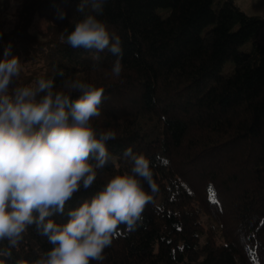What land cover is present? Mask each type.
<instances>
[{
    "label": "trees",
    "instance_id": "trees-1",
    "mask_svg": "<svg viewBox=\"0 0 264 264\" xmlns=\"http://www.w3.org/2000/svg\"><path fill=\"white\" fill-rule=\"evenodd\" d=\"M78 4L0 0V58L11 44L22 62L18 86L53 78L57 87L79 79L102 88L90 123L98 135L116 133L93 185L50 218L66 223L112 177L131 174L130 148L149 159L158 191L142 181L153 196L142 222L131 231L120 224L105 259L90 264H264V17L236 0H105L100 19L123 49L114 77L117 57L107 50L97 61L94 50L61 40L81 19ZM51 247L32 225L0 261L35 264Z\"/></svg>",
    "mask_w": 264,
    "mask_h": 264
},
{
    "label": "clouds",
    "instance_id": "clouds-1",
    "mask_svg": "<svg viewBox=\"0 0 264 264\" xmlns=\"http://www.w3.org/2000/svg\"><path fill=\"white\" fill-rule=\"evenodd\" d=\"M105 0H79L81 13L65 42L73 48L94 50V60L107 52L117 57L111 74L123 71L121 37L110 33L100 17ZM65 13L59 12L63 19ZM67 31V30H65ZM22 62L11 54V44L0 58V257L11 258L29 226L52 245L35 264H90L103 261L120 224L134 230L143 220L146 205L158 191L150 161L144 155H125L132 160L131 174L116 175L93 198L69 211L70 219L58 224L50 217L63 213L74 193L89 189L97 170L110 161L106 142L115 131L99 132L90 121L101 115L104 90L79 79H64L57 87L53 78L18 86ZM76 93L75 98L73 94ZM3 264V261H0Z\"/></svg>",
    "mask_w": 264,
    "mask_h": 264
},
{
    "label": "rangeland",
    "instance_id": "rangeland-1",
    "mask_svg": "<svg viewBox=\"0 0 264 264\" xmlns=\"http://www.w3.org/2000/svg\"><path fill=\"white\" fill-rule=\"evenodd\" d=\"M238 5L241 7L242 10H244L248 14H257L262 17H264V0H236ZM16 6V3L13 2V5L11 6L12 11L14 7ZM8 11V12H10ZM158 12L162 15H166L168 13V9L166 8H158ZM252 47V42L248 41L247 43L243 44L241 46L242 50L248 51ZM233 66L232 62H227L222 69V72H225L229 69V67Z\"/></svg>",
    "mask_w": 264,
    "mask_h": 264
},
{
    "label": "snow or ice",
    "instance_id": "snow-or-ice-1",
    "mask_svg": "<svg viewBox=\"0 0 264 264\" xmlns=\"http://www.w3.org/2000/svg\"><path fill=\"white\" fill-rule=\"evenodd\" d=\"M166 163V162H165ZM262 223H264V222H262ZM247 251H249V253L251 254V255H253V258H254V254L252 253V250L249 248V249H246Z\"/></svg>",
    "mask_w": 264,
    "mask_h": 264
}]
</instances>
